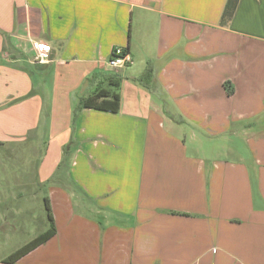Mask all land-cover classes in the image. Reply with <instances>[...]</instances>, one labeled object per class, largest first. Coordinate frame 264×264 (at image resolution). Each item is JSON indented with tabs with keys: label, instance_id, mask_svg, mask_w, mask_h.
Returning <instances> with one entry per match:
<instances>
[{
	"label": "crops",
	"instance_id": "0c3cea01",
	"mask_svg": "<svg viewBox=\"0 0 264 264\" xmlns=\"http://www.w3.org/2000/svg\"><path fill=\"white\" fill-rule=\"evenodd\" d=\"M226 2L0 0V152L45 144L55 229L0 264H264V0ZM109 80L118 112L78 109Z\"/></svg>",
	"mask_w": 264,
	"mask_h": 264
},
{
	"label": "rangeland",
	"instance_id": "374dc122",
	"mask_svg": "<svg viewBox=\"0 0 264 264\" xmlns=\"http://www.w3.org/2000/svg\"><path fill=\"white\" fill-rule=\"evenodd\" d=\"M79 91L75 90L72 97ZM44 145L29 141L16 147L18 150L14 154L11 148L0 152V255L13 251L18 244L30 239L34 231H41V228L37 229L42 223L40 218L46 213L45 203L42 193L37 197L34 194L42 187L39 188L37 165L46 150ZM66 161V154L62 151L61 166Z\"/></svg>",
	"mask_w": 264,
	"mask_h": 264
},
{
	"label": "trees",
	"instance_id": "16d2710c",
	"mask_svg": "<svg viewBox=\"0 0 264 264\" xmlns=\"http://www.w3.org/2000/svg\"><path fill=\"white\" fill-rule=\"evenodd\" d=\"M238 0H227L222 16H221V24H228L231 20L234 11L236 9ZM126 51V50H125ZM151 64L148 63L143 74L137 78L138 81H142L144 77H147L151 74ZM102 83H100L94 92L80 99L78 109H93L97 111H105L116 113L120 108V94L118 92L120 83L118 81L114 82L109 80L107 85L111 88L106 89L100 87ZM45 209L47 218L49 221V228L46 232L34 238L29 243L23 245L3 261L5 263H13L44 243L46 240L51 238L55 234V229L53 225V219L51 216L48 200L44 198Z\"/></svg>",
	"mask_w": 264,
	"mask_h": 264
},
{
	"label": "built area",
	"instance_id": "2783aa9c",
	"mask_svg": "<svg viewBox=\"0 0 264 264\" xmlns=\"http://www.w3.org/2000/svg\"><path fill=\"white\" fill-rule=\"evenodd\" d=\"M35 48V60L43 61L48 54L49 46L46 44H36ZM131 64V58L125 49L117 47L112 50L111 57L107 62V65L112 69H123Z\"/></svg>",
	"mask_w": 264,
	"mask_h": 264
}]
</instances>
